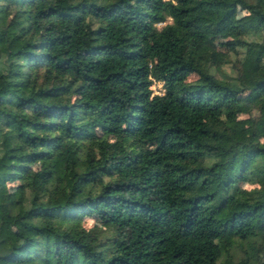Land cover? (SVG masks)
Segmentation results:
<instances>
[{
  "label": "trees",
  "instance_id": "trees-1",
  "mask_svg": "<svg viewBox=\"0 0 264 264\" xmlns=\"http://www.w3.org/2000/svg\"><path fill=\"white\" fill-rule=\"evenodd\" d=\"M0 264H264V0H0Z\"/></svg>",
  "mask_w": 264,
  "mask_h": 264
},
{
  "label": "rangeland",
  "instance_id": "rangeland-1",
  "mask_svg": "<svg viewBox=\"0 0 264 264\" xmlns=\"http://www.w3.org/2000/svg\"><path fill=\"white\" fill-rule=\"evenodd\" d=\"M167 21H172V19L169 18ZM163 24H165V22L159 23V26H162ZM218 48L221 50V52L223 51L222 48H220V47H218ZM253 65H254L253 61L247 62V64H246V72H249L252 69ZM224 67L228 68V65H225ZM152 88H153L154 91H156V92L158 91V92L162 93L163 92V88H164L163 87V81L154 79ZM14 185L16 186L17 182H14ZM85 224L87 226H92L93 224H95V219L92 218V217H87L86 220H85Z\"/></svg>",
  "mask_w": 264,
  "mask_h": 264
},
{
  "label": "built area",
  "instance_id": "built-area-1",
  "mask_svg": "<svg viewBox=\"0 0 264 264\" xmlns=\"http://www.w3.org/2000/svg\"><path fill=\"white\" fill-rule=\"evenodd\" d=\"M172 1L176 2V0H172ZM163 91H164V89H163ZM154 93H161V92H158V91L156 92V91H154Z\"/></svg>",
  "mask_w": 264,
  "mask_h": 264
}]
</instances>
